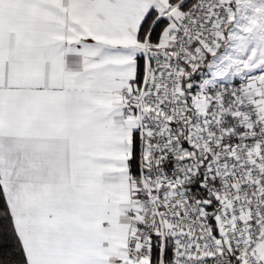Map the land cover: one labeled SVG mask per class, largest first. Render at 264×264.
Masks as SVG:
<instances>
[{
    "label": "snow or ice",
    "instance_id": "obj_1",
    "mask_svg": "<svg viewBox=\"0 0 264 264\" xmlns=\"http://www.w3.org/2000/svg\"><path fill=\"white\" fill-rule=\"evenodd\" d=\"M0 264H264V0H0Z\"/></svg>",
    "mask_w": 264,
    "mask_h": 264
}]
</instances>
